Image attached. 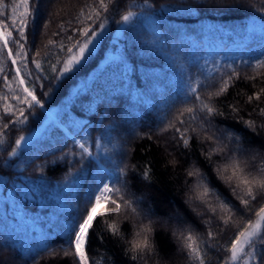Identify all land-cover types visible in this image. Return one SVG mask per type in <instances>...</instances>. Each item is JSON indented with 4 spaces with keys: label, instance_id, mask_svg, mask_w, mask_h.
<instances>
[{
    "label": "trees",
    "instance_id": "obj_1",
    "mask_svg": "<svg viewBox=\"0 0 264 264\" xmlns=\"http://www.w3.org/2000/svg\"><path fill=\"white\" fill-rule=\"evenodd\" d=\"M18 2L3 0L0 9L10 17ZM30 2L26 51L29 59L40 60L41 74L47 77L43 88L36 85L44 107L31 109L27 124L17 123L11 131L0 133V171L9 173L0 174V264H75L69 229L87 214L108 173L110 187L120 189L116 198L132 202L138 215L122 206L118 214L97 216L85 248L89 264H198L187 258L186 248L179 250L185 243L177 239L180 231L193 233L195 246L205 253V264H219L235 228L230 225L218 235V243L209 241L207 232L218 231V217L209 209L201 218L199 213L205 209L191 198L195 185L203 183L213 190L209 199L217 208L222 201H230L231 206L238 200L215 165L207 163L208 144L202 147V138L189 132V144L184 145L169 124H200L201 113L190 88L203 91L205 103L210 91L211 105L222 113L214 123L240 136L245 147L264 152V116L259 114L264 108V0H147V6L145 0H104L99 18L91 21L87 17H95L99 0ZM23 11L21 5L19 12ZM130 12L116 41L110 42L122 17ZM100 23L106 31L85 59L55 80L51 65L61 67L67 59L61 43L74 46L76 40L66 39L74 35L73 29L97 31ZM50 39L54 46L48 45ZM156 40L164 46L154 47ZM107 48L114 57L99 64ZM123 63L134 69L128 90L120 89L114 80ZM0 66L4 69L0 96L11 97L3 76L11 82L15 73L2 49ZM28 70L34 71V65L29 63ZM233 72L238 75L215 95L220 78L228 79ZM256 95L260 98L248 101ZM187 107L194 111L181 116ZM193 116L198 119L193 121ZM248 120H254L256 127H248L244 123ZM43 122L41 132L17 148L16 139ZM13 148L16 153L9 156ZM117 163L128 169L126 178L117 177ZM194 167L198 174L189 176ZM210 217L209 225L205 221ZM109 224H115L116 230ZM142 226L150 229L145 232L147 255L131 249Z\"/></svg>",
    "mask_w": 264,
    "mask_h": 264
},
{
    "label": "snow or ice",
    "instance_id": "obj_2",
    "mask_svg": "<svg viewBox=\"0 0 264 264\" xmlns=\"http://www.w3.org/2000/svg\"><path fill=\"white\" fill-rule=\"evenodd\" d=\"M2 3L3 0H0V6H2ZM21 5L24 6L23 12H19ZM145 6H147V0H145ZM30 7V0H19L12 7L10 17L5 11H0V49L7 52V57L11 61V68L15 73L11 76V82L8 75L3 76L5 88L9 89L13 94L11 97L8 95L0 96V101H4L3 116L0 117V133L5 130L11 131L12 128L10 126H15L17 123L27 124L30 110L35 107L41 109L44 107L41 99L38 98L36 85L39 84L40 88H43L42 81L47 79V77L41 74L42 64L40 60L36 58L29 59L26 51ZM94 7L96 8L95 17L92 15L87 17L90 21L94 18H99V9L104 7V0H99V5ZM131 16L132 13L130 12L128 15L123 16L122 20L128 21ZM98 27L103 29L105 25L100 23ZM14 32L17 33L15 37L13 36ZM73 32L74 35H69L66 39L68 43L76 40L75 45L72 47H68L64 43L60 45L61 52L66 49L67 59L62 62L61 67H57L56 64L51 65V72L57 74L54 77L55 80H59L73 65H79L85 59V53L89 50V45L93 44L94 38L98 35L96 29L90 30L87 27L73 29ZM261 32L264 33V30ZM156 36L159 37V33H156ZM10 43L15 44V50L9 46ZM55 44V41L48 40L49 46H54ZM153 46L162 48L164 45L162 41L156 40L153 42ZM36 56H39V52H36ZM29 63L34 65V71L28 70ZM132 71L134 69L129 67L127 63H123L119 68L114 80L119 84L120 89L128 90L131 88L130 75ZM3 72L4 69L0 66V73ZM227 75L228 79L220 78L219 91L215 95L224 92L229 81L238 73L233 72ZM13 84L15 87H13ZM261 91L264 92V89H261ZM190 93L194 95V105L198 106L196 110L201 113L199 116L201 123L196 127L191 124L186 127H176L170 122L169 127L174 129L175 134H179V139L184 145L189 144V132L195 133L197 137L202 138V147L204 144H208L209 147L205 152L207 163L215 165L218 176L229 186L231 195L238 200V205L231 206L230 201H222L217 208L213 206L215 201L209 199V197L214 195L213 190L203 183L195 185L194 195L191 199L194 204L198 202L197 206L205 209V212L199 213L200 217L203 218L209 209L213 217H218V223L216 224L218 231L209 230L207 238L209 241L218 243V235H222L223 231L231 225L235 228L234 238L231 239L230 246L223 249L225 257L220 260L219 264H264V229H262V225H264V178L258 179V177H264V152H261L258 148L245 147L240 136L214 123L216 117L222 115V113L210 103L213 96L212 92H207L209 103L204 102L202 98L204 92L200 89L191 87ZM47 94V92L43 93L44 96ZM259 98V95L249 96L248 101L251 102L253 99ZM9 99H11L12 103L8 102ZM193 111V107H187L181 112V116ZM233 111H236V109L233 108ZM259 114L264 116V108L260 109ZM197 119L196 116L192 117L193 121ZM178 123L185 125V121L182 119H179ZM244 123L250 128L256 127L254 120L244 121ZM261 127H264V124ZM25 139L24 136L16 139L17 148L21 146ZM80 147L84 152H88V149L84 148L83 145H80ZM15 153L16 148H13L9 156H13ZM7 166V164L4 165V167ZM0 174L5 177L9 175V173L2 171H0ZM121 174H123V169H121ZM197 174L195 167L188 172L189 176ZM202 180L203 175L201 174ZM119 192L120 189H113L108 183H104L102 187L98 188L94 202L87 209V214L83 216L78 224H74L69 229L68 245L74 249L75 264H89V257L85 248L88 243L89 231L92 229L93 221L97 216L118 214L122 206L125 209H130L133 216L138 215L137 209L133 207L132 202L122 197L119 200L116 198V193ZM21 195L25 198L28 197L27 193L21 192ZM216 200H220V197L217 196ZM13 219L14 221L16 220L15 217ZM205 223L210 225L211 217ZM109 228L115 231L116 225L109 224ZM146 231H150V229L142 226L136 232V239L131 241L132 251L147 255L149 241L145 235ZM177 239L185 242L179 250L183 251L186 248L187 258L190 261L194 260L198 261V264H205V253L201 251L199 246H195L194 235L191 231L187 235H185L184 231H180ZM208 247L211 248L212 245L209 244ZM64 255L68 256L69 253L64 252ZM138 258L139 256L133 257L134 260Z\"/></svg>",
    "mask_w": 264,
    "mask_h": 264
},
{
    "label": "rangeland",
    "instance_id": "obj_3",
    "mask_svg": "<svg viewBox=\"0 0 264 264\" xmlns=\"http://www.w3.org/2000/svg\"><path fill=\"white\" fill-rule=\"evenodd\" d=\"M0 11H2V10L0 9ZM125 23H126V21H123V22L121 23V25H120L119 27H117V28L113 31V33H112V37H111L110 40H109L110 42H112V41L115 42V41H116L115 37L119 36L120 29L122 28V26H123ZM105 31H106V30H105V27H104L103 29L98 28V30H97V34H98V35H97L96 38H94V42H96V39H97L100 35H103V34L105 33ZM94 42H93L92 45H89V50L93 48ZM112 57H114L113 52L110 51V48H107V51L104 53V56H103L102 59L100 60L99 64H102L104 61H106V60H108L109 58H112ZM51 119H52L53 121L56 122V119H55L53 116H51ZM44 123H45V122H43L42 125H40V126L37 127L36 129H34L33 131H31V132H29V133L23 135L26 139L22 142V144H21V146H20L19 148L23 147V146L26 145L28 142H30L33 138H35V137L41 132ZM114 168H115V172H116V175H117L118 178H120V179H124V178H126V177L128 176V169H127L122 163H117V164H115V165H114ZM121 169H123V174H121ZM108 175L110 176L109 173H108Z\"/></svg>",
    "mask_w": 264,
    "mask_h": 264
},
{
    "label": "bare ground",
    "instance_id": "obj_4",
    "mask_svg": "<svg viewBox=\"0 0 264 264\" xmlns=\"http://www.w3.org/2000/svg\"><path fill=\"white\" fill-rule=\"evenodd\" d=\"M107 183V182H106Z\"/></svg>",
    "mask_w": 264,
    "mask_h": 264
},
{
    "label": "water",
    "instance_id": "obj_5",
    "mask_svg": "<svg viewBox=\"0 0 264 264\" xmlns=\"http://www.w3.org/2000/svg\"><path fill=\"white\" fill-rule=\"evenodd\" d=\"M107 181V180H106Z\"/></svg>",
    "mask_w": 264,
    "mask_h": 264
}]
</instances>
